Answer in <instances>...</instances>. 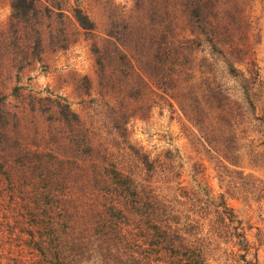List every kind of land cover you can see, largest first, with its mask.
I'll use <instances>...</instances> for the list:
<instances>
[{
	"label": "rangeland",
	"instance_id": "obj_1",
	"mask_svg": "<svg viewBox=\"0 0 264 264\" xmlns=\"http://www.w3.org/2000/svg\"><path fill=\"white\" fill-rule=\"evenodd\" d=\"M149 263L264 264V0H0V264Z\"/></svg>",
	"mask_w": 264,
	"mask_h": 264
},
{
	"label": "trees",
	"instance_id": "obj_2",
	"mask_svg": "<svg viewBox=\"0 0 264 264\" xmlns=\"http://www.w3.org/2000/svg\"><path fill=\"white\" fill-rule=\"evenodd\" d=\"M35 0H11V9L15 13L26 14L29 11V8L34 5ZM78 21L83 26H87L89 23H92L88 16L84 13H81L79 10L75 14ZM152 264V263H149Z\"/></svg>",
	"mask_w": 264,
	"mask_h": 264
}]
</instances>
